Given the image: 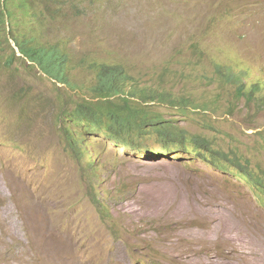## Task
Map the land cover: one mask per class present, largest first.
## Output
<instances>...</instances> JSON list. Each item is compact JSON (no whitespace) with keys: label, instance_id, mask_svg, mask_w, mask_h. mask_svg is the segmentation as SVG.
Masks as SVG:
<instances>
[{"label":"rangeland","instance_id":"obj_1","mask_svg":"<svg viewBox=\"0 0 264 264\" xmlns=\"http://www.w3.org/2000/svg\"><path fill=\"white\" fill-rule=\"evenodd\" d=\"M12 8L19 38L68 60L66 83L25 58L0 71V264H264V195L237 164L162 156L148 138L116 145L99 129L74 152L57 120L95 99L100 67L118 62L146 110L264 179V107L217 72L264 84V0H69L37 25ZM162 95L187 98L186 115Z\"/></svg>","mask_w":264,"mask_h":264},{"label":"trees","instance_id":"obj_2","mask_svg":"<svg viewBox=\"0 0 264 264\" xmlns=\"http://www.w3.org/2000/svg\"><path fill=\"white\" fill-rule=\"evenodd\" d=\"M68 2L69 0H0V61L5 65V68L0 71L3 70L5 75H10L14 72L11 70L14 61L19 58L25 62L23 59L25 58L31 62V64L25 63L27 67L32 68V65H36L57 82L66 83L65 64L68 60V53L62 47L44 44L34 36L19 38L13 32L14 30H11L10 25L12 27L14 15L12 7L21 11L24 17H31L33 24L37 25L39 15L46 18L53 13L55 15ZM12 40L13 46L9 43ZM7 47L11 51L8 52ZM15 49L22 57L17 55ZM217 72L237 84V98H243L247 103L254 102L264 107L263 83L250 82L248 86L243 76L235 74L228 67L218 69ZM106 76H112V81L106 82ZM98 77L99 83L93 91L96 95L95 99L76 102L71 108H61L57 114L60 133L64 140L72 146L74 152L78 151L83 143L88 144L89 141L84 137L89 133H95L94 129L101 130L116 145H131L127 140L133 141L135 145L143 144L148 138L159 147L158 152L162 156L171 153L176 155L187 153L192 157H201L203 161L220 168H224L225 164L232 166L237 164L240 167L237 171L240 178L256 190L258 197L264 195V179L250 168L248 158L236 152L222 154L208 138L178 128L173 121L165 120L158 113L146 110L147 100L140 95L144 94V90L137 87L135 79L123 65L118 62H113L109 66L102 65ZM113 94L119 97L112 98ZM19 96L17 95L16 99ZM162 97L163 102L176 105L177 110L183 116L186 115L184 111L190 104L187 98L180 99L167 95H162ZM80 137L84 140L79 141ZM164 148L166 152L162 151ZM131 149L137 155L148 151L135 147ZM87 151L88 149L85 148L84 152ZM80 155L78 154L77 157ZM220 155L225 159L222 160Z\"/></svg>","mask_w":264,"mask_h":264},{"label":"clouds","instance_id":"obj_3","mask_svg":"<svg viewBox=\"0 0 264 264\" xmlns=\"http://www.w3.org/2000/svg\"><path fill=\"white\" fill-rule=\"evenodd\" d=\"M88 144H89V142H88ZM83 145H85V143H83ZM80 149V148H79Z\"/></svg>","mask_w":264,"mask_h":264},{"label":"bare ground","instance_id":"obj_4","mask_svg":"<svg viewBox=\"0 0 264 264\" xmlns=\"http://www.w3.org/2000/svg\"><path fill=\"white\" fill-rule=\"evenodd\" d=\"M257 264H259V263L257 262Z\"/></svg>","mask_w":264,"mask_h":264}]
</instances>
